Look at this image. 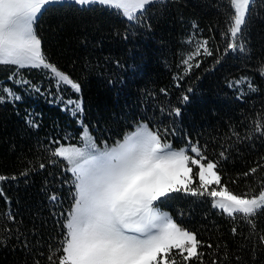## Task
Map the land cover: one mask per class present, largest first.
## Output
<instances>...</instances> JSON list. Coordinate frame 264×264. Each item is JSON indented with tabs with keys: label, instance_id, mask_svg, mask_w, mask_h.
<instances>
[{
	"label": "trees",
	"instance_id": "trees-1",
	"mask_svg": "<svg viewBox=\"0 0 264 264\" xmlns=\"http://www.w3.org/2000/svg\"><path fill=\"white\" fill-rule=\"evenodd\" d=\"M69 4L47 6L35 27L50 62L80 83L82 122L96 142L121 139L140 122L162 132L168 129L166 139L174 147L189 139L198 141L213 160L224 151L227 159L219 167L222 184L234 194H257L264 168L255 177L245 178L243 173L264 157V136L253 132L255 120L264 117V77L257 71L264 62V0H256L241 38L248 48L245 53L225 52L226 0H158L131 23L99 5L93 11ZM201 40H208L212 55L197 57L200 66L185 75L182 60ZM13 72L16 75L9 79ZM242 77L250 78L256 91ZM15 80L30 84L18 85ZM238 80L241 83L235 84ZM0 86L22 97L0 104V175L16 177L0 182V213L10 208L15 214V222L0 215V230L11 229L6 244L0 245V264L37 260L47 264L48 245H55L61 232L62 219L53 212L60 213L71 202L69 185L64 183L71 174L62 171V163L49 162L47 149L54 147L53 140L79 143L82 127L75 115L52 102L53 80L44 71L0 66ZM183 95L189 97L187 102ZM177 107L180 116L172 112ZM29 118L39 126H29ZM40 163L45 169L39 168ZM25 171L28 175H21ZM53 191L60 198L55 207L48 200ZM173 196L161 205L201 241L213 245L201 249L204 264L213 259L218 264H264V245L259 243L264 212L254 218L256 232L248 238L250 226L239 216L233 221L221 215L210 199Z\"/></svg>",
	"mask_w": 264,
	"mask_h": 264
},
{
	"label": "snow or ice",
	"instance_id": "snow-or-ice-1",
	"mask_svg": "<svg viewBox=\"0 0 264 264\" xmlns=\"http://www.w3.org/2000/svg\"><path fill=\"white\" fill-rule=\"evenodd\" d=\"M157 2L70 0L69 6L74 4L82 10L94 11V6L99 5L102 9L115 10L116 14L131 23L140 20ZM60 3L64 0H0V66L43 70L55 81L57 92L64 85L80 93V83L47 58L35 27L47 6ZM255 4L256 0H226L225 29L222 32L226 42L225 52L248 51L241 38ZM208 43V40L198 41L195 50L182 60L185 75L193 67L200 66L197 57L212 55ZM257 71L264 77V62ZM15 75L16 72H13L9 79ZM182 78L173 77L174 80ZM241 80L251 91H256L250 78L242 77ZM241 80L235 81V84H240ZM15 83L30 84L27 80H15ZM232 86L229 84V87ZM34 90L40 91L39 88ZM161 92L167 95L165 89ZM21 99L12 88L0 86V104L6 100L14 102ZM188 100L187 95L182 96L183 102ZM64 103L66 108L70 106L72 115L83 112L80 100L68 99ZM172 112L176 116L181 115L179 107ZM27 123L31 127L39 126L31 118ZM80 123L83 132L79 145H65L53 140L51 144L54 147L47 149L51 157L49 162L62 163V171L71 174V179L64 181L69 185L70 206L58 214L53 212L62 219L61 232L55 245H48L47 264H192L193 261L204 264L205 253L201 249H212L213 245L201 241L196 232L183 227L172 215L161 210L160 205L165 200L175 198L173 194L206 197L210 199L211 207L221 215L233 221L239 216L249 225L251 233L248 238L256 232L254 218L264 212V182H261L257 194H234L230 191L227 185L222 184L219 170L221 160L227 159L224 151L219 153L220 159L213 160L206 154V146L191 139L174 148L166 139L168 129L162 132L144 122L136 124L133 130L111 144L107 141L97 144L88 127L82 121ZM253 132L264 136V117L255 120ZM233 135L239 138L235 132ZM250 137L251 133L246 138ZM45 167L44 163H40L41 170ZM261 168H264V157L243 176L255 177ZM21 175L27 176L28 172ZM194 178H198V184L194 183ZM8 179L15 180L16 177L0 175V182ZM0 196H3L2 189ZM48 200L54 207L60 203L54 191L48 195ZM0 215L5 216L7 221L15 222V214L10 208ZM3 233H8V236ZM231 233L233 236L238 234L236 226L231 228ZM10 236L11 229L3 227L0 230V245L6 244ZM259 243L264 245V234L259 235ZM24 247L29 245L25 243ZM219 248L217 244V252ZM224 258L227 259V252ZM35 264H39V260ZM211 264L218 262L213 259Z\"/></svg>",
	"mask_w": 264,
	"mask_h": 264
},
{
	"label": "rangeland",
	"instance_id": "rangeland-1",
	"mask_svg": "<svg viewBox=\"0 0 264 264\" xmlns=\"http://www.w3.org/2000/svg\"><path fill=\"white\" fill-rule=\"evenodd\" d=\"M64 1H70V0H64ZM43 71V70H42ZM47 77H50L49 75H46ZM53 80V79H52ZM53 84H54V90L52 91V93H50L49 95H50V99L52 100V102H56V103H59L60 104V106H61V108L63 109V110H67V111H69L71 114H72V112H71V110H70V106L68 107V108H66V105H65V103H64V101H66V100H68V99H73V100H80L81 101V97H80V94L79 93H75L70 87H68V86H64V85H62L61 87H60V89H59V92H57V88H56V86H55V81L53 80ZM49 90H51V89H49ZM69 92H74V94L73 95H70V93ZM59 97H62L63 99H59ZM75 117H76V119H77V122H78V124L79 125H81V123H80V121H82V113H77L76 115H75ZM144 123H146V122H144ZM81 127H82V125H81ZM89 129V128H88ZM134 129V128H133ZM133 129H131V130H133ZM130 130V131H131ZM82 132H83V129H81V135H82ZM89 132H90V134H91V136L92 137H94V135H93V133H92V131H90V129H89ZM81 143V141L79 142V143H74V142H68V143H65V145H70V144H75V145H79ZM113 143V142H112ZM98 144V143H97ZM109 144H111V143H109ZM174 147V146H173ZM174 148H179V147H174ZM193 171L195 172L196 171V169H195V167L193 168ZM198 178H194V183H196V184H198ZM160 207H161V210L162 211H166V212H168L170 215H172L171 214V212L166 208V207H164L163 205H160ZM172 217H173V215H172ZM174 218V217H173Z\"/></svg>",
	"mask_w": 264,
	"mask_h": 264
}]
</instances>
